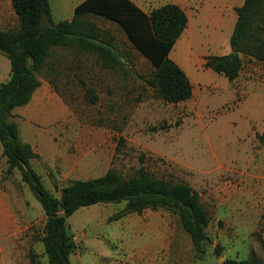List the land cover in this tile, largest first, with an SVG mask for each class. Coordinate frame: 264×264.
I'll list each match as a JSON object with an SVG mask.
<instances>
[{
  "label": "rangeland",
  "instance_id": "1",
  "mask_svg": "<svg viewBox=\"0 0 264 264\" xmlns=\"http://www.w3.org/2000/svg\"><path fill=\"white\" fill-rule=\"evenodd\" d=\"M76 1L48 0L52 22L69 18ZM88 18L112 35L127 69L104 68L92 52L51 49V69L37 73L47 87H39L29 105L13 114L40 133L32 140L33 169L57 198L71 180L95 177L109 167L128 177L142 166L155 177L186 183L209 215V240L199 254L178 216L166 209L110 220L124 202L95 203L66 219L75 243L69 263L131 264L153 255L155 264H226L227 259L264 264V143L256 138L264 131V113L253 106L251 116L243 107L232 110L235 100L226 102L229 80L199 62L188 71L193 86L188 99L169 103L154 97L144 81L152 70L149 60L117 23ZM217 26L199 24L202 40L226 37ZM241 60L243 67L264 69V62L243 55ZM1 149L0 264H30V249L49 264L40 241L44 212L19 171L5 172Z\"/></svg>",
  "mask_w": 264,
  "mask_h": 264
},
{
  "label": "trees",
  "instance_id": "2",
  "mask_svg": "<svg viewBox=\"0 0 264 264\" xmlns=\"http://www.w3.org/2000/svg\"><path fill=\"white\" fill-rule=\"evenodd\" d=\"M18 16L15 30L0 29V52L9 61V75L0 82V145L10 173L14 168L41 205L45 215L42 236L44 254L49 264H70L69 255L75 243L66 231V219L82 206L95 203H121L110 220L144 209H166L178 216L197 251L205 252L209 238L206 227L209 215L199 200V193L183 182H172L151 175L140 166L128 177L109 167L102 175L71 180L54 196L33 169L36 156L29 143L19 138L18 125L11 120V111L29 102L40 85L37 73L51 69L49 57L56 46L95 53L107 69L125 70L112 35L97 27L88 14L117 23L127 38L146 59L152 70L145 77L154 97L169 103L188 99L192 85L185 72L168 54L187 25L184 11L175 3H166L145 13L130 0H83L70 18L52 22L48 0H10ZM236 19L229 38L230 53L207 55L203 67L234 80L240 71L241 56L264 62V0H243L235 7ZM46 20L47 22H44ZM234 52V53H232ZM264 143V131L256 134ZM215 253L216 247H215ZM30 264H42L29 250ZM226 264H254L252 259H227Z\"/></svg>",
  "mask_w": 264,
  "mask_h": 264
},
{
  "label": "crops",
  "instance_id": "3",
  "mask_svg": "<svg viewBox=\"0 0 264 264\" xmlns=\"http://www.w3.org/2000/svg\"><path fill=\"white\" fill-rule=\"evenodd\" d=\"M81 1L83 0H77L72 4L71 6L72 11L74 7L77 4H79ZM130 1H132L139 9H141L145 13L149 12L153 8L159 7L166 3H175L184 11L187 17V25L180 34V36L174 42L168 56L185 72L190 83H192V81L189 78L188 71L192 70V66L194 63L199 62L203 69L204 68L203 62L205 56L224 55L230 53L231 49L229 45V38L232 33L236 19L235 7L240 6L243 2V0H130ZM65 7L67 8V5H65ZM211 22L216 23V25H218L217 27L219 28V31L223 32L224 34L227 33V36L218 39L216 35V42L211 37H208L209 40L207 41L202 40L201 32L198 28V25L199 24L205 25V23H211ZM18 26H19L18 16L11 5V1L0 0V29L4 31L15 30ZM204 70H211V69L204 68ZM8 75H9V61L7 57L2 52H0V82L5 81ZM229 82H230L229 83L230 87L228 89V97L226 99V102H233L235 100V105H233V107L231 108L232 110L235 109L238 110L241 107H243L242 111L247 112V115L251 116L252 113H254V111H252V106H253L257 110H260L264 113V100H263L264 69L261 65H259V67L252 63L247 64L245 67L241 65L238 76L234 80ZM232 83L234 84L232 85ZM39 87L45 89V87H47V83H41L40 81V85L32 93L29 102L22 106L15 107L11 111V115H10L11 120L15 121L18 125L20 140L29 143L35 154L37 153L35 151L32 140H34L37 136H39L40 133L38 132L36 127L32 126L29 123L28 119L25 120L24 123H22L20 119H14L13 114H15L17 111L19 112L24 110L23 108L29 105V103L33 99ZM237 97H239L240 100H237ZM34 116H36V114ZM255 123L257 125L260 124L257 122ZM25 125L29 126L26 129V132H25ZM21 136L23 139L21 138ZM102 174L96 175L95 177L100 176ZM129 214H137V213L132 212ZM129 214H126L118 219L121 220L122 218H126L127 215ZM152 251H154V248ZM163 260L164 261L162 262L165 263L166 257L163 258ZM156 262H157V258L151 255L150 259L148 257L140 258V259L135 258L131 261V264H155Z\"/></svg>",
  "mask_w": 264,
  "mask_h": 264
},
{
  "label": "water",
  "instance_id": "4",
  "mask_svg": "<svg viewBox=\"0 0 264 264\" xmlns=\"http://www.w3.org/2000/svg\"><path fill=\"white\" fill-rule=\"evenodd\" d=\"M232 53H234V52H232Z\"/></svg>",
  "mask_w": 264,
  "mask_h": 264
}]
</instances>
